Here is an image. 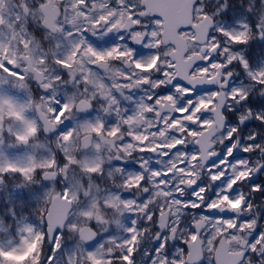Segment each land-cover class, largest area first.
I'll return each mask as SVG.
<instances>
[{
  "label": "snow or ice",
  "instance_id": "1",
  "mask_svg": "<svg viewBox=\"0 0 264 264\" xmlns=\"http://www.w3.org/2000/svg\"><path fill=\"white\" fill-rule=\"evenodd\" d=\"M241 11L231 0H25L22 20L0 0V143L43 131L58 150L0 161V190L22 177L13 200L37 176L50 184L45 227L17 220L0 264H264V60L253 49L264 0ZM33 28L52 38L47 50Z\"/></svg>",
  "mask_w": 264,
  "mask_h": 264
},
{
  "label": "rangeland",
  "instance_id": "2",
  "mask_svg": "<svg viewBox=\"0 0 264 264\" xmlns=\"http://www.w3.org/2000/svg\"><path fill=\"white\" fill-rule=\"evenodd\" d=\"M238 2H244V4H246L248 3V0H242ZM7 10L8 9L6 8V13ZM5 39H7V36L5 34H0V40ZM253 49L255 63L258 65L262 60H264V47L254 45ZM253 49H250V51H252ZM29 84H31L30 81ZM30 90L31 94L33 95L31 86ZM3 91H5L8 95H12L18 101L23 102L25 99H27V93L22 89H15L9 86L3 89ZM31 114V112L28 113L29 116H31ZM4 139H6L7 145L6 147H2V143H0V154H2L0 155V161H3L4 158H7L9 160H18L20 162H23L29 154H33L39 157L47 155L49 150L58 152L53 137L48 138L43 134V131H41L39 135L27 145L16 144L13 137L6 136ZM59 155L62 157V154ZM72 177H75L76 180L80 179L79 169L73 170V172L70 174V178ZM21 183H23V181L22 177H20L19 174L9 175L6 177L7 186L0 190V218H3L6 223H11L13 226L11 233L0 232V242H6L9 236H15V227L17 226V220H20V224H23L25 222L32 223L31 219L28 218L32 217L37 219L39 217V207L43 201L45 188L50 187V184L48 185L46 182L42 181L39 176H37L36 180L27 188V191L31 192V196H29L27 200L11 199L9 197V192L14 190L15 185H19ZM97 183H99V181H97ZM13 206L15 207V217H13V215L9 211V208ZM32 212H34V214L31 215L30 213ZM64 232L65 238L63 241V245L65 248H70L73 245L74 241L72 239H69L70 234L67 232V229H65ZM48 248V243H46V251L48 250ZM56 264H65L63 256L58 257Z\"/></svg>",
  "mask_w": 264,
  "mask_h": 264
},
{
  "label": "flooded vegetation",
  "instance_id": "3",
  "mask_svg": "<svg viewBox=\"0 0 264 264\" xmlns=\"http://www.w3.org/2000/svg\"><path fill=\"white\" fill-rule=\"evenodd\" d=\"M231 3L240 8L242 11H241V16L238 17V18H243V7H244V2H236L234 0H231ZM11 4L12 5H15L16 9L19 10V15L21 17V19L23 20L24 19V16H25V13H24V4H25V0H11ZM8 12V10H7ZM12 15H16L15 12L12 13ZM25 23H27V21L25 20ZM21 28H23V24L21 25ZM27 31L30 32V34L33 36L34 40L40 44V46L42 48H44L45 50L48 49V47L53 43L52 41V38L51 37H47L45 35H36V33L34 32V28L33 29H27ZM237 71L239 72L240 70L237 69ZM240 79H244L243 76L240 77ZM30 86H31V89H32V93H33V96L36 97V96H39L42 94V90L39 88L38 84H36L34 81H30ZM230 120H233L235 122L236 118L234 116H230L229 117ZM247 123V122H246ZM258 123V122H257ZM255 125L253 124H248V128L245 129V134H247L248 131L252 130L254 128ZM49 138H52L53 136H48ZM89 154H92V153H89ZM253 181L254 182H259L261 177H258V176H254L253 178ZM264 199V194H257V197H256V201L257 203H260V201ZM122 235H124V233L121 231Z\"/></svg>",
  "mask_w": 264,
  "mask_h": 264
},
{
  "label": "trees",
  "instance_id": "4",
  "mask_svg": "<svg viewBox=\"0 0 264 264\" xmlns=\"http://www.w3.org/2000/svg\"><path fill=\"white\" fill-rule=\"evenodd\" d=\"M234 1H242V0H234ZM30 212H31V210H30ZM31 215L32 214H34V212H32V213H30ZM39 218V219H38ZM37 219L36 218H32V217H30V218H28V219H31V221L32 222H34V223H36L37 224V226H40V227H44V225H42L41 224V222H40V217H38Z\"/></svg>",
  "mask_w": 264,
  "mask_h": 264
},
{
  "label": "water",
  "instance_id": "5",
  "mask_svg": "<svg viewBox=\"0 0 264 264\" xmlns=\"http://www.w3.org/2000/svg\"><path fill=\"white\" fill-rule=\"evenodd\" d=\"M48 134H50V133H48ZM51 242H49V244H50Z\"/></svg>",
  "mask_w": 264,
  "mask_h": 264
}]
</instances>
